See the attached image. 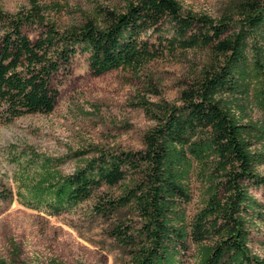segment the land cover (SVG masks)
I'll list each match as a JSON object with an SVG mask.
<instances>
[{
    "label": "trees",
    "instance_id": "16d2710c",
    "mask_svg": "<svg viewBox=\"0 0 264 264\" xmlns=\"http://www.w3.org/2000/svg\"><path fill=\"white\" fill-rule=\"evenodd\" d=\"M28 1L27 10L14 14L0 6V120L6 123L52 113L59 75L79 52L89 53L96 75L139 69L164 43L173 51L210 47L217 63L188 84L182 105L139 97L155 121L142 150L95 147L52 156L10 144L16 190L4 188L2 199L16 196L50 215L89 200L98 216L127 209L137 220L121 219L109 232L128 249L124 264H184L188 254L193 264H264V202L252 191L264 189V0H243L237 16L220 18L184 13L178 0H130L121 11L104 9L100 24L88 19L64 29L37 0ZM29 26L41 29L37 37L25 31ZM69 157L79 162L66 173ZM194 175L207 195L190 218ZM112 187L118 195L105 191ZM0 264L14 263L0 258Z\"/></svg>",
    "mask_w": 264,
    "mask_h": 264
},
{
    "label": "rangeland",
    "instance_id": "374dc122",
    "mask_svg": "<svg viewBox=\"0 0 264 264\" xmlns=\"http://www.w3.org/2000/svg\"><path fill=\"white\" fill-rule=\"evenodd\" d=\"M37 1L47 19L56 21L64 29L88 19L100 24L104 9L121 11L130 0ZM178 1L184 13L220 18L237 16L243 0ZM0 6L12 14L30 7L28 0H0ZM25 31L35 38L41 29L29 26ZM150 35L151 41L159 44L158 33ZM158 47L161 53L139 69L122 67L101 75L92 71L89 53L79 52L71 70L59 75L60 96L52 113L28 114L11 123L0 120V193L4 188L16 190L12 177L14 167L8 155L10 144L30 145L52 156L95 147L142 150L144 134L155 121L138 105L139 97L156 104L182 105L183 90L201 76L204 68L217 63L210 47L175 51L165 50L166 43ZM252 116L259 118L261 111H253ZM78 162L79 158H67L63 171L71 173ZM260 170L264 172V165ZM105 191L110 195L120 192L119 187L105 188ZM252 191L264 202V189ZM190 195L186 207L191 218L207 195L196 175L190 180ZM92 205L93 200H89L73 210L50 215L25 206L16 196L12 201L0 196V258L14 264H124L129 260L128 249L109 232L116 222L133 216L127 209L107 217L98 216L93 213ZM259 240L264 238L259 235ZM255 246L259 248V244ZM184 264H193L191 254Z\"/></svg>",
    "mask_w": 264,
    "mask_h": 264
}]
</instances>
